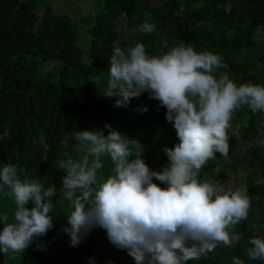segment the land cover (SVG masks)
Instances as JSON below:
<instances>
[{
    "label": "trees",
    "instance_id": "16d2710c",
    "mask_svg": "<svg viewBox=\"0 0 264 264\" xmlns=\"http://www.w3.org/2000/svg\"><path fill=\"white\" fill-rule=\"evenodd\" d=\"M145 20L154 23L156 31L133 32ZM84 29L90 35L87 48L81 42ZM263 31L264 0H163L161 5H152L151 0H100L98 10L83 14L77 22L72 15L57 12L47 0H0V133L10 132V138L0 141V165L11 162L23 170V176L55 183L58 190L50 229L54 233L35 237L15 256L0 252V264H91L90 258L96 264H135L126 249L109 241L104 228H93L72 246L61 227L70 209L60 192L64 173L56 164L77 155L75 141L65 143L66 135L85 128H102L107 134L104 126L110 124L142 143V155L155 170L168 162L165 146L172 147L179 139L165 118L166 108L147 92L122 106L115 104L118 96L103 94L115 41L122 48L143 42L149 53L166 51L165 40L169 46L191 44L198 51L220 54L227 64L220 71L237 84H264V72L257 69L264 52L255 54L257 34ZM143 105L147 111H141ZM244 116V122L232 125L237 132L229 130L228 156L217 153L198 178L223 186L233 174L235 183L224 186L233 189L244 171L251 202L248 217L233 226L237 239L231 245L221 243L187 264H233V257L244 259L245 264H264L246 255L249 239L264 236V113L241 106L232 120ZM239 135L246 145L242 153L236 147ZM41 136L50 146L47 158L39 143ZM102 159L101 171L108 174L111 161ZM13 208V199L0 191V211L11 213Z\"/></svg>",
    "mask_w": 264,
    "mask_h": 264
},
{
    "label": "clouds",
    "instance_id": "9594fccd",
    "mask_svg": "<svg viewBox=\"0 0 264 264\" xmlns=\"http://www.w3.org/2000/svg\"><path fill=\"white\" fill-rule=\"evenodd\" d=\"M226 8L230 11L231 5ZM154 31L155 24L148 20L133 28ZM164 48L149 53L143 42L122 48L115 41L103 94L118 96L115 104L122 106L147 92L166 108L165 118L176 129L178 142L165 146L168 162L155 170L142 155V143L110 124L104 126L107 134L102 128H85L66 135L65 143L75 141L77 155L60 159L56 166L64 173L60 192L70 210L64 213L63 231L72 246L99 226L135 264H187L221 243L231 245L237 239L233 226L248 217L251 202L246 191L200 180L198 174L217 153L228 156L229 130H238L231 124L238 108L247 105L264 113V84H237L220 71L227 64L213 51H198L184 42L169 46L167 40ZM147 108L143 105L141 111ZM5 138H10L7 129L0 133V141ZM39 143L47 158L49 144L43 136ZM103 157L111 161L108 174L101 171ZM22 172L11 162L0 165V191L14 201L11 213L0 211V252L9 256L45 235L56 214V184ZM246 255L264 260V236L249 239ZM90 261L96 264L95 258ZM233 264L245 260L233 257Z\"/></svg>",
    "mask_w": 264,
    "mask_h": 264
},
{
    "label": "rangeland",
    "instance_id": "374dc122",
    "mask_svg": "<svg viewBox=\"0 0 264 264\" xmlns=\"http://www.w3.org/2000/svg\"><path fill=\"white\" fill-rule=\"evenodd\" d=\"M47 1L51 2L54 5L55 10L57 12H65V13L72 15L74 20H76V22L79 20L80 16H82L83 14H87L90 11L95 12L96 10H98V7L100 5V0H69V1L47 0ZM162 1L163 0H151V4L152 5H161ZM126 34H130L129 29L126 31ZM257 40H259V42L255 48V49H257V52L255 54H259V53L261 54L264 52V31L259 32L257 34ZM81 42L85 48H87V45L90 43V35L85 29L82 31ZM255 49L249 50V52L254 51ZM255 54L253 55V53H252L253 56L251 57V59L255 58ZM257 69L260 70L261 72H264V61H261V60L257 61ZM243 107H245V110H247L248 106L243 105ZM257 112H259V111H257ZM244 119H246L245 116L243 118H239V119L233 118V120H231V123H232V125L239 124L240 121L244 122ZM245 122H246V120H245ZM236 147H237L239 153H242L243 150L246 148V145L243 142V138L241 137V135L236 137ZM241 173H242V178L239 180V178L237 177L238 181H237V184L233 187V189L235 188V189H240V190L246 191L245 180H244V176H243L244 171L241 170ZM29 206H32L31 202H29L28 207ZM56 222H55V224H56ZM61 227L63 229V225H61ZM48 232L52 233V234L54 233V232H50V230ZM58 233L61 234L60 232H58ZM86 236H89V234H87Z\"/></svg>",
    "mask_w": 264,
    "mask_h": 264
},
{
    "label": "built area",
    "instance_id": "2783aa9c",
    "mask_svg": "<svg viewBox=\"0 0 264 264\" xmlns=\"http://www.w3.org/2000/svg\"><path fill=\"white\" fill-rule=\"evenodd\" d=\"M235 176L236 175H231L230 176V178H231V181L230 182H225L224 184H223V186H225V185H228L229 187H231L234 183H235Z\"/></svg>",
    "mask_w": 264,
    "mask_h": 264
}]
</instances>
